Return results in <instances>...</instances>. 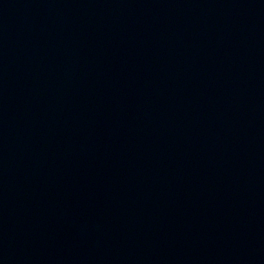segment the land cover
Wrapping results in <instances>:
<instances>
[{
  "label": "water",
  "instance_id": "95a60500",
  "mask_svg": "<svg viewBox=\"0 0 264 264\" xmlns=\"http://www.w3.org/2000/svg\"><path fill=\"white\" fill-rule=\"evenodd\" d=\"M0 264H264V0H0Z\"/></svg>",
  "mask_w": 264,
  "mask_h": 264
}]
</instances>
